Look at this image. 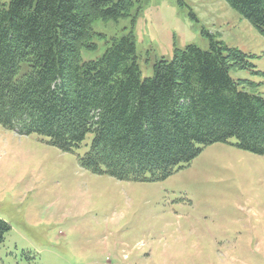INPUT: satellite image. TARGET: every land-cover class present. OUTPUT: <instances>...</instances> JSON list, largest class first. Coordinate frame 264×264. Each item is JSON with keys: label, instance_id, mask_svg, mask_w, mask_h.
<instances>
[{"label": "rangeland", "instance_id": "obj_1", "mask_svg": "<svg viewBox=\"0 0 264 264\" xmlns=\"http://www.w3.org/2000/svg\"><path fill=\"white\" fill-rule=\"evenodd\" d=\"M132 1L127 17L92 23L82 62L131 32L144 80L175 50L219 42L246 56L229 70L238 90L264 98V37L224 0ZM92 139L62 152L0 126V264H264V155L229 139L163 180L119 181L79 166Z\"/></svg>", "mask_w": 264, "mask_h": 264}, {"label": "trees", "instance_id": "obj_2", "mask_svg": "<svg viewBox=\"0 0 264 264\" xmlns=\"http://www.w3.org/2000/svg\"><path fill=\"white\" fill-rule=\"evenodd\" d=\"M264 37V0H224ZM132 0H10L0 4V126L48 138L62 152L93 139L80 167L119 181H160L229 139L264 155V98L238 90L229 70L245 55L210 41L175 50L142 80L134 37L93 48L95 20L125 18ZM26 66V71L22 68ZM10 227L0 220V244Z\"/></svg>", "mask_w": 264, "mask_h": 264}]
</instances>
